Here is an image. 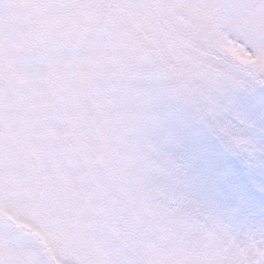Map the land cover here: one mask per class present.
Listing matches in <instances>:
<instances>
[{
	"label": "snow or ice",
	"instance_id": "6c2138e0",
	"mask_svg": "<svg viewBox=\"0 0 264 264\" xmlns=\"http://www.w3.org/2000/svg\"><path fill=\"white\" fill-rule=\"evenodd\" d=\"M0 264H264V0H0Z\"/></svg>",
	"mask_w": 264,
	"mask_h": 264
}]
</instances>
